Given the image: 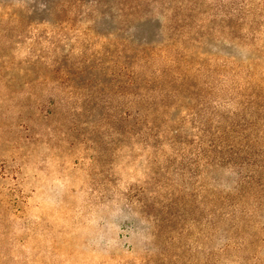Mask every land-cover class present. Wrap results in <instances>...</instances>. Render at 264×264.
<instances>
[{
    "label": "rangeland",
    "instance_id": "rangeland-1",
    "mask_svg": "<svg viewBox=\"0 0 264 264\" xmlns=\"http://www.w3.org/2000/svg\"><path fill=\"white\" fill-rule=\"evenodd\" d=\"M0 264H264V0H0Z\"/></svg>",
    "mask_w": 264,
    "mask_h": 264
}]
</instances>
